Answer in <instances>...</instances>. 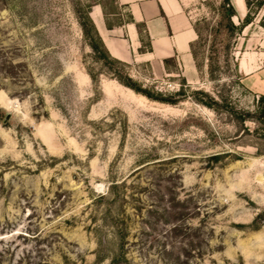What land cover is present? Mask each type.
I'll return each instance as SVG.
<instances>
[{
  "label": "rangeland",
  "instance_id": "1",
  "mask_svg": "<svg viewBox=\"0 0 264 264\" xmlns=\"http://www.w3.org/2000/svg\"><path fill=\"white\" fill-rule=\"evenodd\" d=\"M182 1L197 60L158 75L91 40L95 0H0V264H109L112 183L120 264H264V0L235 35Z\"/></svg>",
  "mask_w": 264,
  "mask_h": 264
},
{
  "label": "crops",
  "instance_id": "2",
  "mask_svg": "<svg viewBox=\"0 0 264 264\" xmlns=\"http://www.w3.org/2000/svg\"><path fill=\"white\" fill-rule=\"evenodd\" d=\"M105 1L95 0L89 16L112 59L145 64L158 75H166L170 61L193 68L190 46L197 35L182 0H113L115 13L108 12ZM231 1L237 14L245 8L244 0ZM254 72L264 71L258 66L245 76Z\"/></svg>",
  "mask_w": 264,
  "mask_h": 264
},
{
  "label": "trees",
  "instance_id": "3",
  "mask_svg": "<svg viewBox=\"0 0 264 264\" xmlns=\"http://www.w3.org/2000/svg\"><path fill=\"white\" fill-rule=\"evenodd\" d=\"M220 10L222 12V17L225 21V25H222L224 28L222 29H224L229 35H235L239 31V28L236 27L234 23L232 22V17H234L237 14V11L234 5L232 4L231 0H223V4L220 7ZM87 20L91 24V30L93 32L91 40L94 41L95 44L101 47V49L103 50L107 58L112 59L107 53L106 49L104 48L101 42V39L98 36L97 31L93 23L91 22V19L89 18V16ZM219 25L221 26V24ZM194 30L196 32L197 39L195 42L191 44L190 51H191L193 60L196 61L197 60L196 45H197L198 40H200L201 38V31L197 26H194ZM90 47L93 51L96 49V46L94 45V43H90ZM112 60L115 63H118L119 65L123 66L122 63L114 59ZM9 66L12 67L11 64ZM197 68H199L198 64H197ZM126 85L137 93H143L145 96L152 98V99L155 98V97L148 95L147 93L143 91H140L139 89L135 88L132 85H129V84H126ZM263 118H264V109H263ZM116 188H119V185L116 183H112L109 186L107 193L105 195H98L95 199V202H93V204L97 205L98 208L103 207L100 213L102 214V221L104 222L106 227L110 229L112 236L114 238V241H115V247L112 253H109V255H99V256L97 255L98 262H102L103 260H108L109 264H120V262L125 260V257H126L125 250L127 246V236H128L127 229L124 223H122V220H119L118 218L113 217L112 215L113 214L112 207L115 206L116 203L117 204L120 203L119 195L113 194V189H116ZM122 202H124V200H122ZM175 231H179V228L173 227L171 229V232H175ZM97 245L102 248L101 241H98Z\"/></svg>",
  "mask_w": 264,
  "mask_h": 264
}]
</instances>
